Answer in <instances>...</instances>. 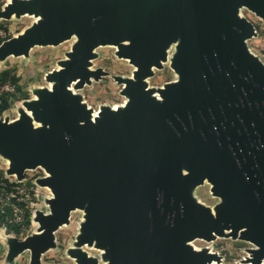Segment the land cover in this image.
Wrapping results in <instances>:
<instances>
[{
    "label": "water",
    "instance_id": "95a60500",
    "mask_svg": "<svg viewBox=\"0 0 264 264\" xmlns=\"http://www.w3.org/2000/svg\"><path fill=\"white\" fill-rule=\"evenodd\" d=\"M264 23V0H9L0 19L34 23L0 44V61L29 57L36 47L75 39L49 88L33 91L13 121L0 118L6 177L47 188V212L35 210L37 232L0 236L6 264H29L56 247L55 233L83 212L68 255L75 264H213L218 255L195 240L250 243L247 262L264 263V65L247 48ZM177 80L147 86L167 62ZM116 48L132 77L113 76L125 105L97 113L75 91L105 77L91 70L99 47ZM204 183L220 202L193 196Z\"/></svg>",
    "mask_w": 264,
    "mask_h": 264
},
{
    "label": "rangeland",
    "instance_id": "374dc122",
    "mask_svg": "<svg viewBox=\"0 0 264 264\" xmlns=\"http://www.w3.org/2000/svg\"><path fill=\"white\" fill-rule=\"evenodd\" d=\"M8 3V0H0V11ZM242 18L253 24L256 36L246 41L249 51L256 56L264 65V23L253 13L245 8L240 9ZM34 23L31 17H12L10 20L0 19V43L16 37L26 28ZM75 39L60 44L57 47H36L30 51L29 57H10L4 61H0V76L3 72H8V77L13 80L14 92L9 97V108L0 114L1 119H9L13 121L18 118L19 110L23 108L25 101L35 99L33 91L39 88L48 87L45 77L48 73L59 69L58 61L64 60L66 53L71 51ZM175 46H171L168 53V61L163 63L161 70H153V76L146 80L149 88L157 89L163 87L166 83L175 82L178 78L170 67V59L174 54ZM116 48L112 46L99 47L95 50L96 59L91 63V70L101 69L107 75L99 81H92L83 89L75 91L81 96L82 102L93 111H98L101 106H117L125 104L126 98L121 95L122 86L113 80V76L122 78L132 77L133 66L128 60L118 59L116 56ZM6 163L0 157V175L6 177ZM25 183L35 182L45 177L44 171L36 169L25 173ZM14 180L13 177H8ZM210 185L204 183L197 187L193 193L194 198L202 205L213 208L220 200L213 197L210 191ZM51 194L47 188H39L38 196L35 200V210L47 212L45 200L50 198ZM83 212L74 211L71 213L68 225L61 227L55 233L56 247L47 251L41 257V264H75L74 260L68 255V250L73 247L76 237L79 234L80 225L83 222ZM37 232V227L30 222L25 231L19 234L9 232L0 228V236L14 237L23 240ZM192 245L197 250L208 249L211 253L219 256L220 263L214 264H251L247 262V258L251 255L249 250L254 249L250 243L232 240L230 238H217L214 241L206 242L204 240H195ZM89 256L99 259V264H103L100 257V251L94 248H83ZM6 244L0 237V264H6ZM14 264H29V253L25 252L19 256ZM264 264V263H261Z\"/></svg>",
    "mask_w": 264,
    "mask_h": 264
},
{
    "label": "built area",
    "instance_id": "2783aa9c",
    "mask_svg": "<svg viewBox=\"0 0 264 264\" xmlns=\"http://www.w3.org/2000/svg\"><path fill=\"white\" fill-rule=\"evenodd\" d=\"M13 92L14 88L9 83L0 86V96ZM25 181L19 183L15 179L9 180L8 177L0 180V214L8 223L18 226L21 231L26 230L27 212H30L31 222L39 190L34 182ZM1 228L6 229L4 225Z\"/></svg>",
    "mask_w": 264,
    "mask_h": 264
},
{
    "label": "trees",
    "instance_id": "16d2710c",
    "mask_svg": "<svg viewBox=\"0 0 264 264\" xmlns=\"http://www.w3.org/2000/svg\"><path fill=\"white\" fill-rule=\"evenodd\" d=\"M1 44V43H0ZM11 84L13 85V80L8 77V72L5 71L0 76V86L3 84ZM11 96V93H4L0 96V114H2L4 111H6L9 108V97ZM0 180H4V176L0 175ZM6 181V180H5ZM30 224V212H27V220H26V227H28ZM6 227V230L9 232H13L15 234L21 233V230L18 226H15L14 224H10L5 220V217L0 214V228L2 226Z\"/></svg>",
    "mask_w": 264,
    "mask_h": 264
},
{
    "label": "bare ground",
    "instance_id": "6f19581e",
    "mask_svg": "<svg viewBox=\"0 0 264 264\" xmlns=\"http://www.w3.org/2000/svg\"><path fill=\"white\" fill-rule=\"evenodd\" d=\"M8 2H9V0H8ZM239 16L242 17L241 13H239ZM33 19H34V18H33ZM49 87H50V85H48L47 88H49ZM124 105H125V104H124ZM124 105H122V106H120V107H123ZM111 108L115 111V110H117L119 107H117V106H113V107H111ZM95 113H97V111H96ZM3 161H4V160H3ZM4 162L6 163V165L8 164L7 161H4ZM34 225L37 227L36 224H34ZM191 245H192V244H191ZM192 246H193V245H192ZM193 249L197 250V248L194 247V246H193ZM213 264H214V262H213Z\"/></svg>",
    "mask_w": 264,
    "mask_h": 264
}]
</instances>
